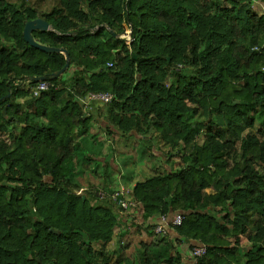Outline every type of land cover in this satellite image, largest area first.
<instances>
[{"label": "trees", "instance_id": "trees-1", "mask_svg": "<svg viewBox=\"0 0 264 264\" xmlns=\"http://www.w3.org/2000/svg\"><path fill=\"white\" fill-rule=\"evenodd\" d=\"M251 6L0 0V133H8L0 138V264H90L93 245L112 239L123 214L151 237L158 217H183L154 260L143 246L142 264H264V7ZM36 18L51 30L32 32L34 41L69 56L56 79L63 55L22 38ZM127 31L129 44L118 38ZM38 77L57 88L37 98L20 92ZM98 93L113 97L95 115L109 135L136 140L153 130L181 149L180 166L164 155L162 175L133 185L129 213L98 201L92 188L76 195L71 180L91 119L81 100ZM27 96L24 108L16 103ZM198 243L206 253L190 260Z\"/></svg>", "mask_w": 264, "mask_h": 264}, {"label": "rangeland", "instance_id": "rangeland-1", "mask_svg": "<svg viewBox=\"0 0 264 264\" xmlns=\"http://www.w3.org/2000/svg\"><path fill=\"white\" fill-rule=\"evenodd\" d=\"M251 5V7H259L260 9L264 7V4L258 0H251ZM28 90L30 91L28 83H24L20 87V92L25 93ZM29 100L27 96L25 99L16 100V103L24 108ZM92 108L95 110V113L103 107L97 105ZM90 112L86 113L84 117L88 118V116H92ZM97 118L94 114L88 123V130L84 132L80 131L84 135L78 139L77 158L71 166V170H73L71 180L74 183H78L79 190H82L79 192L90 188L110 193L117 190L125 191L131 189L134 182H141L154 175H162L164 173L163 164L165 162L162 160V156L164 155L173 157L171 162L174 168L180 166L179 155L177 153H181V149H173L165 145L161 141L160 135L155 131L152 130L146 134V138L140 137L136 140L130 138L124 139L114 132L109 135L106 129L105 118L100 117L98 120ZM40 123L43 124L44 122L40 121ZM259 127V122L256 121L251 132L254 133ZM0 138L8 141V133H0ZM195 144L201 145L202 139L198 137L195 140ZM119 217L118 215V222L124 224L123 230H125V233H129L130 229L132 236L129 235L123 239L115 238L113 252H117L119 255L111 257L114 263L121 262L124 264V261H126L125 264H131L134 260L135 264H142L145 258L144 245L152 246L146 255L153 260L166 248L165 242L167 238L146 235L147 238L149 237L145 239L147 245L143 242L144 240L140 241L135 235L137 224L134 223V220L131 222L127 220L130 215L123 214ZM114 231L115 229L113 230L112 237ZM176 250L178 251V249ZM120 251H127L126 259H124V255H120ZM95 254L97 257V252ZM96 257L91 260L90 264H105L107 262Z\"/></svg>", "mask_w": 264, "mask_h": 264}, {"label": "built area", "instance_id": "built-area-1", "mask_svg": "<svg viewBox=\"0 0 264 264\" xmlns=\"http://www.w3.org/2000/svg\"><path fill=\"white\" fill-rule=\"evenodd\" d=\"M124 40L126 44L130 43V31L119 36ZM107 68H111V64L106 65ZM181 67H178V70ZM54 88L48 81L37 82L33 88H30V97L37 98L41 93L47 92L49 89ZM112 95L110 93H98L88 94L83 100H81L82 111L84 114L92 111L93 106L107 105L112 101ZM92 194L101 202H113L115 207L120 213L130 212L136 204L131 196V189L125 191L107 192L100 189H92ZM81 192H76V195H80ZM183 217L180 214H174L171 216H160L157 218L156 224L152 228L153 235L155 237L165 238L166 235L175 228H179L182 223ZM206 253V246L199 244L192 247L188 253L190 260L200 258Z\"/></svg>", "mask_w": 264, "mask_h": 264}, {"label": "water", "instance_id": "water-1", "mask_svg": "<svg viewBox=\"0 0 264 264\" xmlns=\"http://www.w3.org/2000/svg\"><path fill=\"white\" fill-rule=\"evenodd\" d=\"M51 28L50 26L42 19L36 18L34 20L28 21L25 23L23 30H22V38L23 41L30 47L37 49L39 51H42L44 53L48 54H61L64 57L65 64L64 66L56 73L51 75V79H56L59 76H61L65 70L68 69L69 67V56L67 52L64 49H58V48H50L44 45H40L34 41L32 38V32L39 31V32H47L50 31ZM29 81H34V82H42L45 80L44 77H38V78H28ZM4 112V110H3Z\"/></svg>", "mask_w": 264, "mask_h": 264}, {"label": "crops", "instance_id": "crops-1", "mask_svg": "<svg viewBox=\"0 0 264 264\" xmlns=\"http://www.w3.org/2000/svg\"><path fill=\"white\" fill-rule=\"evenodd\" d=\"M94 114L96 115V112ZM94 114H92V116H94ZM92 116H91V118H92ZM72 183H74V182H72ZM135 183L136 182H134V184ZM74 184L78 186V183H74ZM79 191H82V190H79ZM127 220H129V219L127 218ZM123 225L124 224L121 223V222L118 223V225L115 227L114 235H113V237H112V239L110 241L105 242V243L99 242V243H97V244H95L93 246V248H94V257H96L95 253L97 252V257L96 258H101L104 261H107L105 264H115V263H117V262L114 263V261H112V259H111V257H113V256L115 257V256L119 255L117 252H113V246H114V243H115V240H116L115 238L123 239V238H125V237H127L129 235L132 236L131 232H130V229H129V233H125V230H123V227H125V226H123ZM263 226H264V221H263ZM135 235L140 239V241L144 240L143 242L145 244H147L145 239H148L149 237L147 238L146 235L143 234V233H141V235H137V234H135ZM120 255H124V259H126L127 251H120ZM183 256H184V258L187 257V252H183ZM125 262L126 261H124V264H125Z\"/></svg>", "mask_w": 264, "mask_h": 264}]
</instances>
